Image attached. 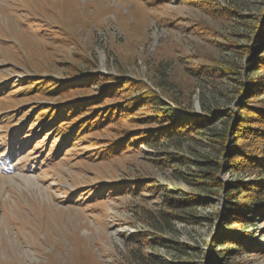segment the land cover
<instances>
[{"label":"rangeland","instance_id":"obj_1","mask_svg":"<svg viewBox=\"0 0 264 264\" xmlns=\"http://www.w3.org/2000/svg\"><path fill=\"white\" fill-rule=\"evenodd\" d=\"M258 111L264 0H0V264H264V212L222 217L264 180L226 167L234 140L264 153L233 136Z\"/></svg>","mask_w":264,"mask_h":264},{"label":"trees","instance_id":"obj_2","mask_svg":"<svg viewBox=\"0 0 264 264\" xmlns=\"http://www.w3.org/2000/svg\"><path fill=\"white\" fill-rule=\"evenodd\" d=\"M256 90L258 91V88H256ZM135 99L137 100V102L149 101L151 104L154 102L153 100H158L159 105H161L159 106V109L163 110L162 112H167V114H162L161 118H165V120L163 121L164 123L160 122V125L157 128V131H160L163 134H170L171 136L169 137V139L171 140L176 139L177 137L180 136V134L177 133L178 131L177 127L181 123L183 124V121H180V120L176 121L172 119L170 101L168 102L166 100H163L159 95H157L155 92H152L151 90H146L144 94L137 96ZM73 107L74 106H72V108ZM72 108L69 107L66 109H61V111L55 110L54 113L58 115H61V114L63 115L64 113V116L68 117V114L71 113ZM122 111H125V110H122ZM122 111L119 112L118 108H114L112 112L108 110L102 117H105V116L109 117V115L113 116L116 114H118V116H123L124 112ZM258 112H259L257 115L258 118H255L257 119L255 122L262 124V127H261L262 130H253V128L249 125L251 118L247 117V118H243L239 120V123H236V128H237V125H240V128L239 130L237 129L235 130V132L237 131L238 134L234 135L233 133V136L234 137L244 136L248 134L250 137L254 138V141L256 140L257 137L264 138L263 136L264 135V114L261 111H258ZM222 115H223L222 117H225V120H226L224 124H226V126L229 127L230 117H232L231 114L226 113ZM236 118L237 117H235V119ZM204 122H208V118L202 117V120L198 121L197 123L201 125H205ZM93 123H95V121L85 122L80 127V131L85 126H90V124L92 125ZM226 126H225V132H223L222 134H219L220 136H219L218 141L220 143H222L224 140L231 141V132L227 133L228 131H227ZM198 133H201V132H197V134ZM258 135H261V136H258ZM187 136L192 137L194 136V134L193 135L187 134ZM238 139H242V137H239ZM232 143L234 144L228 147L229 149L228 153H231V155L233 154L236 156L238 155L237 156L238 158L235 157L234 160H231L229 157H227L226 167H228L231 170H235V172H238V173H241L242 171H256L261 174H264V153L263 151H260V150L256 151L257 148L253 146L255 148V152L251 151L245 154V152L251 146H249V148L241 147V142H235V140L232 141ZM236 144L238 145L237 147H236ZM253 147H251L250 149H252ZM216 175H214V173L209 174V173L202 172L195 176L196 179L194 181L196 182V184L200 185L199 189L204 192L207 190L206 186L212 187L211 185H214V184H215L214 187L219 186V181L217 178L218 176ZM252 182L254 184L250 185L251 187L248 186V182H244L242 180L240 182H237L236 185H231V186L229 185L227 187H224V195H225L226 201L228 200L230 202L233 200L235 203L234 204L235 207H230V204H228V206L225 208V212L222 213V217L224 220L223 223H225L224 225L227 224V222H225L227 219H234V222H235L239 218V215H242L250 219L248 215H251L253 213L259 215L260 213L262 214L264 212V180L256 179V180H253ZM241 191L242 193H246V194H244L243 196H239ZM249 191L251 194H249ZM201 199H202L201 197H198V198L196 197V200L194 201L204 202V203L205 201H207V200L201 201ZM180 201L186 204L194 202L193 200H189L188 198L180 199ZM174 202L175 201L173 199L169 200L168 204L171 208L174 207L175 205ZM244 225H247V224H244ZM240 237L242 239L241 241L244 242L243 240L246 236L244 234H240ZM153 239L157 241L160 240V238H153ZM222 243L224 244L226 242H222ZM245 247H246L245 244L242 243L241 248L245 249Z\"/></svg>","mask_w":264,"mask_h":264}]
</instances>
